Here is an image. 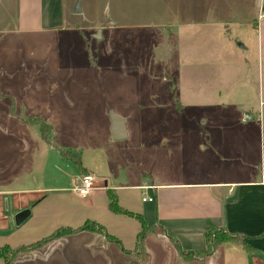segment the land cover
Instances as JSON below:
<instances>
[{
	"label": "rangeland",
	"instance_id": "1",
	"mask_svg": "<svg viewBox=\"0 0 264 264\" xmlns=\"http://www.w3.org/2000/svg\"><path fill=\"white\" fill-rule=\"evenodd\" d=\"M76 1L65 0L66 17L59 28L23 30L17 22L16 0H0V188L34 186L47 181L49 174H63L57 163L62 160L56 154V145L77 146L85 139L106 133L103 122L106 109L120 100L119 86L133 81L127 80L131 77H125V74L127 69L135 67L129 66L127 57L122 61L121 54L117 53L127 51L125 49H134L133 54L136 57L137 53L138 57L136 65H141L142 70L148 65L155 67V104L161 113L154 120L147 119L145 126L166 131L169 143L187 142L179 159L174 160L172 156L167 159L168 170L201 175L206 160L210 159L212 174L217 172L215 168L223 161L230 166L232 163L229 161L237 156H243L244 160L247 155L253 160L256 156L264 157L263 135L262 140L258 137L256 147L252 139L254 126L258 136L263 129V111L261 117L256 118L250 111L252 117L242 122V113L240 118L233 108L238 98L244 102L253 98L254 103L250 101V106H258L257 84L255 87L253 84L246 93L247 87H251L246 83L250 79L243 74L245 66L219 65L216 77H210L200 89L196 76L187 74L189 76L182 84L181 69L172 68L174 72L171 73L170 64L175 65L174 59H181L180 41L186 38L184 30L189 28L181 29L179 26L183 14L182 0H79L81 10L71 12ZM107 35L122 38L117 37L115 42L106 40ZM236 70L240 80L235 78ZM171 77L179 79L180 101L171 99L173 95L166 92L167 78ZM96 85L102 87L101 91L94 89ZM219 88L221 95L214 93ZM8 91L15 100L14 107ZM130 110L134 111L133 106ZM201 111L211 113L207 115V121L202 122L203 126L221 123L228 127L216 130L215 140L221 138L222 145L207 154L196 149L204 129L200 124L203 121ZM231 124L233 128L229 130ZM239 126L241 138L246 139L242 142L245 144L247 141L245 152L242 150L244 146L239 145L240 141H235L240 138ZM243 130L249 133L244 135ZM231 135L234 139L232 145L227 142ZM151 138L155 140L157 135ZM133 140L112 146L116 151L131 152L134 156ZM189 141L193 144H188ZM143 154V164L153 172L160 171L154 152L153 156L151 151ZM62 159L69 164L67 159ZM125 159L120 161L123 163ZM128 163L133 166L132 161L128 160ZM22 192L8 190L0 193L1 207L5 198L9 201L5 208L8 218L1 222L0 235L17 227L11 203ZM238 241H225L210 257L189 261L183 259L173 246L153 243L146 264H248L246 252ZM90 245L79 247L72 241L51 250L43 248L25 258H18L19 254L13 264L124 263L114 247L115 242L110 246L111 251L108 246Z\"/></svg>",
	"mask_w": 264,
	"mask_h": 264
},
{
	"label": "crops",
	"instance_id": "2",
	"mask_svg": "<svg viewBox=\"0 0 264 264\" xmlns=\"http://www.w3.org/2000/svg\"><path fill=\"white\" fill-rule=\"evenodd\" d=\"M182 2L184 3L183 14L179 26L181 29L189 27L184 30L188 37L185 36L186 38L180 41L181 59L179 61L174 59L175 65L169 63L171 73L173 74V69H181L182 84L186 80L185 77L189 76L187 74H191L192 77L196 76L200 89L201 85L203 86L207 80L211 79L210 77H216L219 65L226 67L229 64L233 66L241 64L245 66L243 74L250 79L246 83L251 87L246 86V93L252 89L253 84L254 87L257 84L258 106H250V101L254 103L253 98L246 102L238 98L233 108L238 111L240 118L241 113L246 109L254 112L255 118L259 117L263 111V129L258 136L256 126H254L252 134L256 147L258 139L262 140V135L264 138V18L258 21L261 0H182ZM16 5L17 22L19 28L23 30L59 28L66 17L65 0H16ZM71 12L75 11L71 10ZM117 37L107 35L106 40L116 42ZM125 50L127 51L117 53L121 54L122 61L127 57L129 66L135 67V69H127V74H125V77H131L127 80L133 81L124 82L119 86L120 100L116 105L106 109V116L103 115L106 136L104 134L97 138L92 136L77 146L56 145V154L62 160H58L57 163L60 164L59 170L63 174H49L47 181L34 184V186L0 188L2 194L8 190L17 193L23 191L18 198L12 199L14 222L15 214L19 210L30 209L24 219L19 223L15 222L17 227H12L10 232L0 235V244L8 242L12 246H17L29 243L49 234L56 227L65 225L77 227L89 218L103 223L110 234L121 240L125 250H132L136 241V233L141 228L140 221L131 214L116 212L109 208L107 190L111 188L115 190L119 204L140 213L146 223L154 227L145 239L147 251L145 264L151 254L150 246L153 243L159 242L163 246L168 244L180 253L172 243L169 233L176 236L180 246L184 249H204L205 231L209 225H222L228 231L242 234L249 248L238 243L246 252L248 264H264V157L256 156L253 160L247 155L244 160L243 156H237L229 161L232 163L230 166L226 163L227 161L220 163L221 166L215 168L217 172L212 174H210L213 171L210 159L206 160L203 167L204 172L201 175H185V171L176 173L173 169L168 170L167 159L170 156L174 160L179 159L184 151L183 146H186L187 142L169 143L165 135L166 131L152 130L149 129L151 127L145 126L147 119L154 120L161 113L156 109L157 104H155L157 101L155 67L151 68V65H148L142 70L141 65H136L138 57L137 53L136 57L133 54L134 49ZM235 78L240 80L237 70ZM167 80L169 81L166 85V92L168 95H173H170L171 99L180 101L177 86L179 79L175 80L171 77ZM94 89L99 92L102 87L96 85ZM221 91L219 88L214 93L221 95ZM8 95L12 101L11 106L14 107L13 95L9 91ZM220 103L223 102L220 101ZM132 106L134 111L130 110ZM112 112L124 118L126 133L123 137H114L112 134L110 127ZM201 115L203 121L200 124L202 125V122L207 121V115L211 113L201 111ZM12 117L16 118L14 114ZM103 122L100 128L103 127ZM202 127L204 128L203 133L196 143V149L205 151V154L210 150L216 151L217 146L222 145L221 138L215 140L218 135L216 130L222 131L228 127L221 123L212 124V126L202 125ZM232 128L231 124L229 130ZM238 128L240 138L235 141L241 142L239 145L244 146L245 149L242 150L245 152L247 141L245 144L242 142L245 138H241L242 129L240 126ZM244 131V135L249 133ZM155 135H157L155 140L150 139ZM45 136L43 134L42 137L45 138ZM232 136L228 137L227 141L231 145L234 141ZM101 138L103 140L99 141ZM128 139H135L132 146L134 156H131V152H119L114 148ZM144 139L146 140L143 143ZM188 144H193V142L189 141ZM66 147L80 152L84 169H77L71 161L67 159L69 164H72L69 165L62 159L60 149ZM239 149L241 150V147ZM148 151L152 152V156L154 152L155 163L161 168L160 171L153 172L149 166L143 164V152L148 153ZM117 154L121 156L118 158ZM123 158L126 159L122 163L120 160ZM127 159L133 162V166L128 163ZM227 167L229 169L225 170ZM85 173L95 176L97 186L90 193L82 195L73 187L80 183V178ZM144 195H152L154 198L152 200L143 199ZM8 203V199L5 198L3 206H0V226L1 222L8 218L5 212ZM72 241L79 247L91 244L90 246H108V250L115 242L98 231L81 229L51 239L30 252H21L18 258L33 256L37 250L43 248L51 250ZM115 243V249L123 257V264H128L132 253L121 250L117 242ZM0 264H3L1 257Z\"/></svg>",
	"mask_w": 264,
	"mask_h": 264
},
{
	"label": "trees",
	"instance_id": "3",
	"mask_svg": "<svg viewBox=\"0 0 264 264\" xmlns=\"http://www.w3.org/2000/svg\"><path fill=\"white\" fill-rule=\"evenodd\" d=\"M60 152L61 156L71 161L77 169H84L80 159V152L78 150L66 147L60 149ZM107 194L108 205L110 209L116 212L131 214L140 221L141 228L136 233V241L132 250H125L123 248L121 240L117 236L110 234L103 223L99 222L98 220L87 218L80 226L73 227L65 225L56 227L49 234L41 236L40 238H37L29 243H22L17 246H12L8 242L1 244L0 257L3 258V264H13L20 252H30L35 248L43 246L47 242L51 241V239L61 237L62 235H66V233L80 231L81 229H87L94 232L98 231L105 235L109 240H114L115 242H117L121 250L131 252L132 258L129 260L128 264H145L147 257V251L145 249V239L147 235L154 230V227L147 224L140 213L131 211L119 204L114 189H108ZM205 232L206 245L204 249H184L180 246L179 241L174 234L169 233L168 235L172 243H174L175 247L180 251L183 259H185L186 261L193 259H204V257L213 254L218 248L219 244L226 240H239L238 242L242 243L243 246L249 248V246L245 243L242 234L238 232L233 233L231 231H228L222 225H209Z\"/></svg>",
	"mask_w": 264,
	"mask_h": 264
},
{
	"label": "built area",
	"instance_id": "4",
	"mask_svg": "<svg viewBox=\"0 0 264 264\" xmlns=\"http://www.w3.org/2000/svg\"><path fill=\"white\" fill-rule=\"evenodd\" d=\"M258 16L259 18H264V0H261ZM251 117H252V114L248 109L242 112V120H246ZM94 179H95V176L93 174L85 173L81 176L80 183L74 186L73 188L79 194L86 195L90 193V191L97 186ZM142 198L152 200L154 197L152 195H149V196L144 195L142 196Z\"/></svg>",
	"mask_w": 264,
	"mask_h": 264
},
{
	"label": "water",
	"instance_id": "5",
	"mask_svg": "<svg viewBox=\"0 0 264 264\" xmlns=\"http://www.w3.org/2000/svg\"><path fill=\"white\" fill-rule=\"evenodd\" d=\"M74 11H80L81 6L79 5V0L74 4ZM111 131L114 137H123L126 133V127L124 125V118L123 116L112 112V122H111ZM29 208H23L19 210L15 214V222L19 223L22 219H24L29 214Z\"/></svg>",
	"mask_w": 264,
	"mask_h": 264
}]
</instances>
